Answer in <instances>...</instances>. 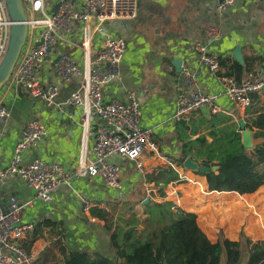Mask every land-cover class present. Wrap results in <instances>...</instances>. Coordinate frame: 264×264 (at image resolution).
Returning <instances> with one entry per match:
<instances>
[{"label":"crops","instance_id":"0c3cea01","mask_svg":"<svg viewBox=\"0 0 264 264\" xmlns=\"http://www.w3.org/2000/svg\"><path fill=\"white\" fill-rule=\"evenodd\" d=\"M145 1L149 7L143 10L138 5V19L135 22L120 23L121 25L112 31L125 39L126 52L119 65L118 78L102 90L105 100L113 98L124 100L127 91L135 92L139 101L141 122L153 131L154 139L159 143L158 154L146 153L142 156L143 174L135 172L133 162L113 159L122 166L121 184L124 198L137 188L136 182L141 177L153 174L158 167H169L166 159L171 161L178 157L175 94L180 74H176L171 65L173 58L182 60L183 68L194 74L197 86L202 91L218 96V102L224 111L221 114L229 118L230 123L236 124L237 131L239 119L244 121L247 128L246 124L250 118L264 112V95L255 96L253 104L245 110L236 109L227 103L216 78L210 75L200 64L197 55L189 49L196 43H202L207 46L208 51L219 55L220 58L235 61L233 51L240 48L242 65L247 69L242 79L250 72L261 73V62L264 59V0H237L221 15L215 12L213 0ZM210 26L219 28L221 36L209 38L206 29ZM108 31L110 32V29ZM228 64L229 62L226 66L220 65V74L227 71ZM75 87L74 82L61 83L55 105L51 107H47L38 98L32 97L22 89H19L17 94H2L8 117L0 119L1 165H6L11 159L22 127L29 119L39 120L45 126L43 140L31 146L27 152L29 159L38 157L47 162L60 163L68 169L76 165L80 159L84 129L70 108L61 109L57 106L65 101ZM193 114L208 115L206 112H194L183 120L190 123L200 118L199 116L192 119ZM198 132L205 134L206 130L200 127ZM194 138L196 136L191 137ZM207 140L211 139L207 137ZM193 160L200 162L201 155ZM171 167L184 182L165 187V200L172 201L180 209L195 214L198 227L211 243L217 241L219 234L230 241H238L241 230L252 242L264 241V210L262 217L257 218V223L251 225H254L253 233L257 237L246 231L245 222L229 223L212 210H206L201 217L197 212L187 210L184 202L191 197L214 191L208 192L204 176L182 166H175L172 161ZM127 171L131 172L129 179L124 177ZM262 187L264 185L258 189ZM138 188L146 193L147 199H154L158 203L163 201L158 197L154 183H142ZM113 195L99 178L78 177L58 187L52 195L51 202H42L34 196L30 188L18 179L10 177L0 183V208H6L8 196L16 198L22 225H31L32 230L37 223L53 221L57 223V230L61 232L62 237H65L63 243L66 250L89 252L99 259L113 255L109 234L104 229L103 220L91 216L90 211L84 212L81 209L80 198H88L92 204L91 209L98 207L111 212L110 201L115 200ZM180 199L183 202L179 201ZM133 213L141 221L146 218L140 204L134 207ZM250 216L253 215L249 214L248 217ZM43 234L52 241L58 238L48 229H44ZM25 237L26 231L21 245ZM49 245L50 241L44 238H37L32 243L29 249L36 252L35 264H42L40 257ZM53 251L59 254L56 249ZM247 260L248 255L244 253L237 264H246Z\"/></svg>","mask_w":264,"mask_h":264},{"label":"built area","instance_id":"2783aa9c","mask_svg":"<svg viewBox=\"0 0 264 264\" xmlns=\"http://www.w3.org/2000/svg\"><path fill=\"white\" fill-rule=\"evenodd\" d=\"M215 12L225 13L237 0H213ZM26 15L27 35L9 79L0 90V119L8 117L5 94L19 89L38 98L47 107L55 105L60 84L75 83L61 109L70 108L84 129L80 159L70 169L57 162L28 158V150L45 136L44 124L29 119L21 130L11 159L0 164V183L10 177L21 181L42 202H51L54 191L78 177L99 178L113 192L116 201L124 198L121 184L122 166L114 158L134 163L137 174H143L142 156L158 154L159 143L153 131L141 122V111L135 92L127 91L125 99L105 100L102 90L119 75V65L126 52L125 39L109 32L114 21L135 22L137 0H21ZM12 20L4 0H0V62L7 49ZM209 38L221 36V30L210 26ZM190 51L215 77L227 103L245 110L254 96L264 95V59L261 73L250 72L240 82L219 73L220 56L196 43ZM48 58V59H47ZM57 61L52 65V62ZM4 94V95H2ZM194 112L223 113L218 96L202 91L189 69L180 73L175 94V118L184 119ZM238 132L241 134V130ZM168 165L171 161L166 159ZM173 183L166 184L170 187ZM80 207L90 211L88 198H80ZM16 198L0 208V264H35L36 252L25 249L21 240L31 225H22Z\"/></svg>","mask_w":264,"mask_h":264},{"label":"trees","instance_id":"16d2710c","mask_svg":"<svg viewBox=\"0 0 264 264\" xmlns=\"http://www.w3.org/2000/svg\"><path fill=\"white\" fill-rule=\"evenodd\" d=\"M227 62V71L222 75L240 82L247 69L236 61L220 58L221 66ZM200 127L206 130L205 134L198 132ZM246 127L252 132L250 149L244 148L236 124L222 114L201 115L190 123L178 119L175 134L179 154L171 161L182 166L187 157L193 160L201 155L198 163L209 168L197 174L206 178L208 192H214L189 198L184 204L187 210L201 217L206 210H212L229 223L245 222L246 231L257 237L253 227L264 210V187L258 189L264 185V112L250 118ZM192 136L196 138L191 139ZM213 166L218 169L212 171ZM183 182L171 166L158 167L153 174L141 177L139 184L154 183L163 200L158 203L148 199L149 203L143 206V221L133 213L134 207L146 199V193L139 188L122 202H112L111 212L98 207L90 209L91 216L104 221L113 251L111 257L96 259L89 252L66 250L65 237L57 230V223L50 220L26 231L22 246L29 249L37 238L50 241L40 257L42 264H237L244 253L248 255L246 264H264V241L252 242L241 230L238 241L219 234L217 241L211 243L198 227L195 214L165 200L166 184ZM249 214L253 216L248 217ZM44 229L58 236L57 240L44 235Z\"/></svg>","mask_w":264,"mask_h":264},{"label":"water","instance_id":"95a60500","mask_svg":"<svg viewBox=\"0 0 264 264\" xmlns=\"http://www.w3.org/2000/svg\"><path fill=\"white\" fill-rule=\"evenodd\" d=\"M7 6L9 16L12 20V25L10 27V35L8 40V45L6 52L2 61L0 62V90L6 84L9 79L10 73L13 70V67L16 63L17 57L21 51V48L25 42L27 35V24H26V15L21 3V0H4ZM113 24H120L123 21H114ZM234 60L239 64H242V55L240 48H236L232 54ZM48 59V58H47ZM57 61V58L52 62V65ZM171 65L175 69L176 74H180L183 69V63L180 58H173L171 60ZM238 128L241 130V141L246 149L252 147L251 132L245 128L244 121L239 119L237 121ZM183 168H187L192 172L198 174H203L209 170L206 166H201L198 162L193 161L190 157H187L182 163ZM217 166L211 168L212 171H216ZM10 198L6 199L8 204ZM149 203V200L146 198L141 203L140 206L143 207L145 204Z\"/></svg>","mask_w":264,"mask_h":264},{"label":"rangeland","instance_id":"374dc122","mask_svg":"<svg viewBox=\"0 0 264 264\" xmlns=\"http://www.w3.org/2000/svg\"><path fill=\"white\" fill-rule=\"evenodd\" d=\"M138 5H140L141 6V8L143 9V10H145V9H147L148 7H149V5H148V3H147V1H145V0H138ZM138 19V18H137ZM119 25H121V24H113V23H110V24H108V29H110V32H112V31H115L116 29H117V27L119 26ZM200 116V114H193L192 115V119H196V118H198ZM185 169H187V168H185ZM129 170V169H128ZM187 170H189V169H187ZM190 171V170H189ZM127 173V174H126ZM125 174L126 175H124V177H125V179H129V176L131 175V172H126ZM124 179V180H125ZM140 181V180H139ZM139 181H137L136 182V184H138L137 185V188L139 187ZM112 202H115V203H117V201H110V203H112ZM122 202V201H121ZM118 203H120V202H118Z\"/></svg>","mask_w":264,"mask_h":264},{"label":"bare ground","instance_id":"6f19581e","mask_svg":"<svg viewBox=\"0 0 264 264\" xmlns=\"http://www.w3.org/2000/svg\"><path fill=\"white\" fill-rule=\"evenodd\" d=\"M211 193H206V194H204V195H198L199 197L200 196H209ZM197 197V196H196ZM179 201H182V199H180ZM183 202V201H182ZM184 204H185V202H184Z\"/></svg>","mask_w":264,"mask_h":264}]
</instances>
